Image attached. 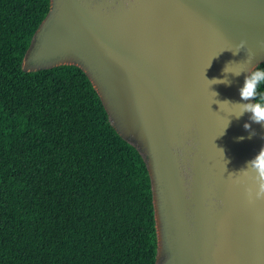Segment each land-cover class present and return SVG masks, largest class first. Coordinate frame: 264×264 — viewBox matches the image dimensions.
Here are the masks:
<instances>
[{
    "label": "water",
    "instance_id": "1",
    "mask_svg": "<svg viewBox=\"0 0 264 264\" xmlns=\"http://www.w3.org/2000/svg\"><path fill=\"white\" fill-rule=\"evenodd\" d=\"M249 60L264 62V0H50L22 67H81L115 128L141 144L157 264H264V199L240 172L264 127L223 102L240 101L246 74L230 73ZM225 75L230 86L212 81Z\"/></svg>",
    "mask_w": 264,
    "mask_h": 264
},
{
    "label": "trees",
    "instance_id": "2",
    "mask_svg": "<svg viewBox=\"0 0 264 264\" xmlns=\"http://www.w3.org/2000/svg\"><path fill=\"white\" fill-rule=\"evenodd\" d=\"M49 9L50 0H0V264H157L137 145L81 67H22Z\"/></svg>",
    "mask_w": 264,
    "mask_h": 264
},
{
    "label": "clouds",
    "instance_id": "3",
    "mask_svg": "<svg viewBox=\"0 0 264 264\" xmlns=\"http://www.w3.org/2000/svg\"><path fill=\"white\" fill-rule=\"evenodd\" d=\"M241 49H244L243 41L237 46V51L233 52V54L239 53ZM246 59H248V57ZM230 63L232 62L228 64ZM228 64H226L223 69L225 74L228 73ZM249 64H251L250 67H245L239 71L230 73L234 77L246 74L244 76L243 85L239 89L240 101L231 102L225 100L223 102L235 105L238 109V112L234 115L236 119H239L245 113H249L250 121L264 127V91H261V88L264 87V69L257 67L256 64L251 63L250 60ZM212 81H215L214 84H224L226 86H230L232 83L230 79L226 78V75L223 79H213ZM217 95L216 93V96ZM244 128L249 132V139L256 134L255 130L251 128V124L245 123ZM238 139L243 140L245 138L239 137ZM240 172L243 173L248 181H251L256 186V199H264V147L246 163L245 167Z\"/></svg>",
    "mask_w": 264,
    "mask_h": 264
},
{
    "label": "rangeland",
    "instance_id": "4",
    "mask_svg": "<svg viewBox=\"0 0 264 264\" xmlns=\"http://www.w3.org/2000/svg\"><path fill=\"white\" fill-rule=\"evenodd\" d=\"M134 143H135V144L137 145V147L141 150V152H142L143 154H145V151H144V149L142 148L141 144L138 143V142H136V141H134ZM163 259H164V254H162V255L160 256V259H159V263H158V264H161V262L163 261Z\"/></svg>",
    "mask_w": 264,
    "mask_h": 264
}]
</instances>
